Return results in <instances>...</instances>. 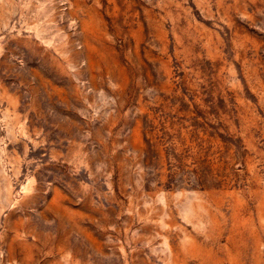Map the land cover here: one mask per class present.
<instances>
[{"label":"rangeland","instance_id":"374dc122","mask_svg":"<svg viewBox=\"0 0 264 264\" xmlns=\"http://www.w3.org/2000/svg\"><path fill=\"white\" fill-rule=\"evenodd\" d=\"M0 264H264V0H0Z\"/></svg>","mask_w":264,"mask_h":264}]
</instances>
